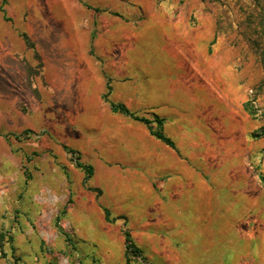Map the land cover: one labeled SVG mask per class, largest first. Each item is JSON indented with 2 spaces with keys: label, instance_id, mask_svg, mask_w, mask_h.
<instances>
[{
  "label": "rangeland",
  "instance_id": "374dc122",
  "mask_svg": "<svg viewBox=\"0 0 264 264\" xmlns=\"http://www.w3.org/2000/svg\"><path fill=\"white\" fill-rule=\"evenodd\" d=\"M114 76L204 89L230 124L241 119L264 174V136L251 138L264 128V0H0V264H126L90 226L106 207L64 149L91 166L99 109L81 94L110 107ZM142 254L131 264H156Z\"/></svg>",
  "mask_w": 264,
  "mask_h": 264
},
{
  "label": "crops",
  "instance_id": "0c3cea01",
  "mask_svg": "<svg viewBox=\"0 0 264 264\" xmlns=\"http://www.w3.org/2000/svg\"><path fill=\"white\" fill-rule=\"evenodd\" d=\"M112 79L109 99L133 113L164 119L163 132L174 148L150 135L142 122L113 113L86 89L81 102L99 109L93 114L98 136L83 149L100 203L125 218L151 263L264 264V186L241 119L230 124L208 92L175 86L169 78L166 88L137 85L128 76ZM5 135L0 132L2 146ZM89 193L92 205L95 196ZM94 225L105 232L106 249H119L123 256V220L107 223L102 217L90 221Z\"/></svg>",
  "mask_w": 264,
  "mask_h": 264
},
{
  "label": "trees",
  "instance_id": "16d2710c",
  "mask_svg": "<svg viewBox=\"0 0 264 264\" xmlns=\"http://www.w3.org/2000/svg\"><path fill=\"white\" fill-rule=\"evenodd\" d=\"M84 5H86V4H84ZM87 7H89V6H87ZM110 90H111L110 86L107 85V92L103 96V99L105 101H108L107 96L110 93ZM109 105H110V109L113 113H119V114L127 116L133 120L142 122L143 124H145L148 127L150 135H152L156 139L160 140L164 144L168 145L169 147L174 148V143L168 137H166L162 131L163 122H164L163 119L154 115L153 118L151 120H149L145 117H140V116L130 112L126 108V106L123 104L109 103ZM245 109L247 110L246 106H245ZM153 125H155V127H153ZM25 133H28V132H25ZM12 136L15 139H18V137H19V135H15V134H13ZM262 136H264V128H260L259 130H257L256 132L251 134L252 139H257V138H260ZM6 137H8V135H6ZM64 149L67 150V152L70 153L71 155H73V156L76 155L75 166L84 172V175H85L84 185H86L87 181L91 178V176L93 174V168L90 165H86V164L80 162L79 161L80 158H79V155L77 152L70 150L67 147H64ZM263 152H264V150H263ZM258 178H259L260 182L262 183V185L264 186V174L258 173ZM87 189L95 192L97 195L100 194V190L97 188L87 187ZM103 214H104V220L107 223H113L114 221H116V218H112L110 216V212L108 211V209L103 208ZM118 219H123V218L120 217ZM122 234L124 237V259H125V263L131 264L132 261H140L142 263L146 262V258L143 256L142 251L134 244L129 230L123 228ZM1 238H2V236H0V240H2Z\"/></svg>",
  "mask_w": 264,
  "mask_h": 264
}]
</instances>
